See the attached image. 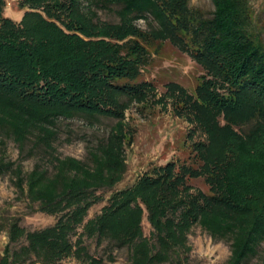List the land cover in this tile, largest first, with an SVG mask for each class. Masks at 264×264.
Returning a JSON list of instances; mask_svg holds the SVG:
<instances>
[{
	"label": "trees",
	"instance_id": "1",
	"mask_svg": "<svg viewBox=\"0 0 264 264\" xmlns=\"http://www.w3.org/2000/svg\"><path fill=\"white\" fill-rule=\"evenodd\" d=\"M210 3L206 15L189 0H17L16 22L0 0V148L11 140L20 155L38 154L29 171L1 154L0 175L32 211L55 217L34 230L1 217L0 264H103L85 239L125 248L126 264H189L193 227L228 245L222 264H264V15L251 0ZM162 42L200 68L193 92L167 82L158 95L140 79L149 47ZM133 104L185 120L192 154L113 190L126 170ZM69 119L112 125L78 159L54 146L58 122Z\"/></svg>",
	"mask_w": 264,
	"mask_h": 264
},
{
	"label": "rangeland",
	"instance_id": "2",
	"mask_svg": "<svg viewBox=\"0 0 264 264\" xmlns=\"http://www.w3.org/2000/svg\"><path fill=\"white\" fill-rule=\"evenodd\" d=\"M3 15L19 21L23 10L17 7V0H4ZM256 11H263L264 0H251ZM189 6L200 9L206 15L212 10L210 0H189ZM104 20L114 21L111 14H100ZM144 27L143 21H138ZM151 61L141 74L140 79L152 82L158 95L165 91L167 82H176L188 92H193L198 83L200 68L190 58L177 51L168 42L156 43L149 47ZM125 121L130 127L133 138L130 145L125 147L126 170L122 180L113 188L120 190L128 187L145 171L153 166L167 161L185 162L191 153L190 140L187 133L191 128L185 120L174 116L171 111L160 110L159 107L133 104L125 112ZM112 125L108 120H100L90 127L78 119L60 120L58 122L59 136L54 146L61 156H72L85 159L86 141L95 143L105 136ZM198 139V136L194 138ZM3 149V150H2ZM7 159L21 162L24 171H29L37 162V153L24 152L19 154L17 146L11 140H5L0 148V155ZM192 185L205 190L200 180H193ZM110 192H104V200L94 205L88 212V217L99 212ZM15 217L19 224L27 230H34L54 223L55 217L32 211L26 200L17 196L9 182V178L0 175V218ZM144 233H148L146 220L142 224ZM191 245L189 264H222L228 258V245L222 241L212 240L207 233L199 227H193L188 235ZM6 243V237L0 232V255ZM89 253L103 259V264H126L127 251L125 248L112 249L106 243L96 246L94 240L85 239ZM112 259V260H109ZM59 264H78L72 258H67ZM251 264H256L252 262Z\"/></svg>",
	"mask_w": 264,
	"mask_h": 264
}]
</instances>
